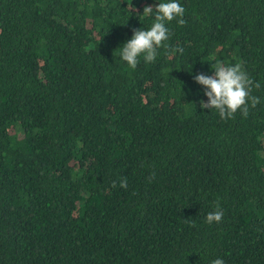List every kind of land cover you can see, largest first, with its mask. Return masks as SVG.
I'll return each instance as SVG.
<instances>
[{
  "label": "trees",
  "instance_id": "16d2710c",
  "mask_svg": "<svg viewBox=\"0 0 264 264\" xmlns=\"http://www.w3.org/2000/svg\"><path fill=\"white\" fill-rule=\"evenodd\" d=\"M160 2L0 0V264H264V0H178L133 69ZM217 61L260 84L247 116L200 108Z\"/></svg>",
  "mask_w": 264,
  "mask_h": 264
},
{
  "label": "clouds",
  "instance_id": "9594fccd",
  "mask_svg": "<svg viewBox=\"0 0 264 264\" xmlns=\"http://www.w3.org/2000/svg\"><path fill=\"white\" fill-rule=\"evenodd\" d=\"M155 12L154 20L148 29H134L131 38L122 45L120 58L131 68H136L139 63V57L143 56L145 62H154L158 55L160 47H166V41L169 39L170 31L166 26L168 22L176 20L179 25H184L186 21L182 18L185 14V8L178 3V0H167L152 6L143 8L145 16H151ZM173 52H183L182 48L173 49ZM214 69L212 75L203 73L196 74L194 81L203 86L204 96L207 102L200 101L201 109H215L222 119L234 118L237 111L242 112L244 116L248 115L249 103L255 107L259 98L251 95L253 88H259L260 84L244 71L242 64H225L217 61L212 64ZM127 179L120 180V187L127 188ZM115 187V182H113ZM224 216L223 210L217 205L216 209L209 212L206 217V223H219ZM211 264H225L222 258H216Z\"/></svg>",
  "mask_w": 264,
  "mask_h": 264
}]
</instances>
